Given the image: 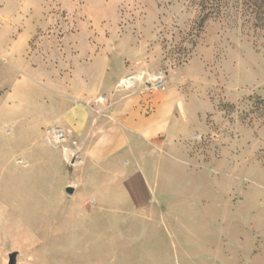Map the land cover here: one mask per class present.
Masks as SVG:
<instances>
[{"label":"rangeland","instance_id":"obj_1","mask_svg":"<svg viewBox=\"0 0 264 264\" xmlns=\"http://www.w3.org/2000/svg\"><path fill=\"white\" fill-rule=\"evenodd\" d=\"M81 104L84 138L62 117ZM13 251L264 264V0H0V264Z\"/></svg>","mask_w":264,"mask_h":264},{"label":"crops","instance_id":"obj_2","mask_svg":"<svg viewBox=\"0 0 264 264\" xmlns=\"http://www.w3.org/2000/svg\"><path fill=\"white\" fill-rule=\"evenodd\" d=\"M153 93L155 94L157 92H153ZM143 99H144V97L138 95L137 92H135L134 94H127V95L123 96L120 101H117L115 103V105L112 106V108H114L117 104H119V102L124 103L125 101H126V106L131 107L135 103L142 102ZM92 115L93 114L88 109V107L84 104H81V105H76L75 107L66 110L62 114V117L79 134L80 138H84L85 136L89 135L90 126L97 124V122H98L95 119L91 120ZM98 131L103 132L104 131L103 127L98 129ZM98 131H96V132H98ZM73 152H75V155L77 156V159H76L73 167L82 166L83 165V159L81 157L82 147H80L77 144V142H76V148ZM79 182L80 181H73L72 184H70V185L75 186V192L77 191V189L79 188V186L81 184ZM67 186H69V185H67ZM67 186H66V188H67ZM75 192H74V194H75ZM74 194H72V195H74Z\"/></svg>","mask_w":264,"mask_h":264},{"label":"built area","instance_id":"obj_3","mask_svg":"<svg viewBox=\"0 0 264 264\" xmlns=\"http://www.w3.org/2000/svg\"><path fill=\"white\" fill-rule=\"evenodd\" d=\"M134 75V74H133ZM133 75L127 76L129 79H123L122 84L127 87L136 86L137 80L134 78ZM167 78L164 74H158L150 78V80L147 82V90L151 92H156L158 90H161L164 88V84L166 82ZM67 137V131L62 127H52L47 130L46 138L50 140V143H60L64 140H66Z\"/></svg>","mask_w":264,"mask_h":264},{"label":"water","instance_id":"obj_4","mask_svg":"<svg viewBox=\"0 0 264 264\" xmlns=\"http://www.w3.org/2000/svg\"><path fill=\"white\" fill-rule=\"evenodd\" d=\"M66 192L68 194H71V195L74 194V192H75V186H73V185L67 186ZM18 256H19V252L18 251L11 252L9 254V262H8V264H17Z\"/></svg>","mask_w":264,"mask_h":264},{"label":"bare ground","instance_id":"obj_5","mask_svg":"<svg viewBox=\"0 0 264 264\" xmlns=\"http://www.w3.org/2000/svg\"><path fill=\"white\" fill-rule=\"evenodd\" d=\"M134 78L136 79V80H139V79H141L142 78V73H135L134 75ZM125 79H129V78H125Z\"/></svg>","mask_w":264,"mask_h":264}]
</instances>
